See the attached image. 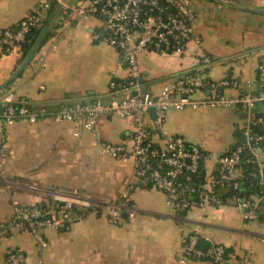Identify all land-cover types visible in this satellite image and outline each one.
<instances>
[{"label":"crops","instance_id":"0c3cea01","mask_svg":"<svg viewBox=\"0 0 264 264\" xmlns=\"http://www.w3.org/2000/svg\"><path fill=\"white\" fill-rule=\"evenodd\" d=\"M44 1L0 0V36ZM64 1L76 6L90 0ZM188 2L196 15L195 39L183 54H141L143 87L157 95L207 55L214 60L206 70L208 79H233L237 87L221 93L234 97L256 80L264 55V0ZM57 7L44 18L51 37L7 87L21 67V52L20 48L6 52L0 42V99L12 92L36 110L53 112L62 105L107 99L110 84L126 79L120 53L105 42L103 18L81 19L58 3ZM219 123L229 126L225 145L220 151L204 149ZM246 126L247 116L238 109L171 111L165 123L169 134L185 138L206 154L205 179L216 174L220 157L244 142ZM132 133L131 120L111 116L99 121L96 133L79 122L19 121L9 126L5 137L0 136V226L6 229L0 236V264H8L7 255L13 251L24 254L25 264H212L182 255L183 233L165 195L138 183L134 162L104 153V144L127 143ZM258 154L264 164V148ZM31 185L81 193L97 206L68 227L30 235L16 227L14 215L16 203L33 207L44 202L30 191ZM124 191L130 194L132 210L124 212L120 222L110 223L106 207L121 202ZM198 202L195 199L186 219L200 240L229 249L241 264H264L263 220L246 221L236 200L206 208Z\"/></svg>","mask_w":264,"mask_h":264},{"label":"built area","instance_id":"2783aa9c","mask_svg":"<svg viewBox=\"0 0 264 264\" xmlns=\"http://www.w3.org/2000/svg\"><path fill=\"white\" fill-rule=\"evenodd\" d=\"M52 1L81 19L96 15L103 18L105 42L120 53L127 77L110 84L107 99L62 105L53 112L31 108L29 102L9 92L0 99V136L5 137L6 129L19 121L29 124L45 120L79 122L86 131L96 133L99 121L104 117L131 120L133 133L129 142L104 144V153L117 160H132L138 183L165 195L172 218L183 233L182 255L186 259L207 258L212 264H241L232 256L230 262H226L225 248L221 245L213 243L205 251L197 249L200 238L190 229L186 213L196 198L192 178L199 173L206 154L185 138L169 134L165 123L169 112L188 109H238L247 116L244 142L219 158L216 174L205 179L198 205L202 208L220 206L213 190L237 187L240 166L247 157L246 163L255 168L259 177L262 198L236 199V202L246 221L257 219L259 213H264L261 204L264 164L258 154L264 148V115H255L258 108H264V55H260L256 80L241 87L234 97L221 93L224 89L237 87L233 79H208L206 70L214 60L207 55L201 56L192 71L165 85L159 94L146 91L141 80L140 55L146 52L183 54L195 39L196 15L188 0H90L76 6L68 5L64 0H46L18 23V29H6L1 33L0 42L6 52L20 48L31 29L41 26ZM207 91L211 95L206 96ZM15 104L20 107L16 108ZM151 110H154V117L150 115ZM29 189L47 204L44 211L24 209L15 204V225L30 235L51 227H68L76 217L86 216L97 206L81 193L38 185H31ZM106 208L109 222H120L122 214L132 210L129 192L124 191L121 202L109 203ZM5 233L6 229L0 226V236ZM25 260L20 252L7 255L8 264H25Z\"/></svg>","mask_w":264,"mask_h":264},{"label":"trees","instance_id":"16d2710c","mask_svg":"<svg viewBox=\"0 0 264 264\" xmlns=\"http://www.w3.org/2000/svg\"><path fill=\"white\" fill-rule=\"evenodd\" d=\"M57 3L55 1H52L50 9L47 11L53 12L56 10ZM46 13V14H47ZM49 24V21L44 20L40 27H34L31 29V31L27 34L24 42L20 44V52H21V58L19 60L18 66H21L25 59L27 58L30 51L34 48L36 42L39 40V47L43 46L46 41L51 37V28L48 30L46 29ZM11 30L18 29V24L12 28ZM71 105V104H67ZM16 108L20 107L19 104L14 105ZM31 108H34L33 105L30 104ZM35 109V108H34ZM256 116L264 115V108L260 107L255 112ZM246 158L244 157V161L242 162L240 166V174L237 179L238 186L234 187L233 185L230 188L227 189H220L216 188L213 190V194L217 196V198L220 200L221 204L227 203V201H235L236 199L241 200H253L254 198H262L261 192L262 187L259 185V177L256 175L255 168L250 165L249 163H246ZM204 170H203V164L200 166L199 173L195 176H193V187L196 189V195L195 199H197L200 195V192L203 191V185L205 183L204 176H203ZM197 201V200H196ZM261 204L264 205V198L261 200ZM194 205V202L192 206ZM24 209H40L45 210L47 209L46 202L39 203L33 207H24ZM258 218L260 220L264 221V213H259ZM231 254L232 251L225 248L224 253V260L226 262H230L231 260ZM203 260H208L207 258H202ZM209 261V260H208Z\"/></svg>","mask_w":264,"mask_h":264},{"label":"rangeland","instance_id":"374dc122","mask_svg":"<svg viewBox=\"0 0 264 264\" xmlns=\"http://www.w3.org/2000/svg\"><path fill=\"white\" fill-rule=\"evenodd\" d=\"M229 126L226 123H219L215 125V130L211 131L210 138L203 143L202 147L210 151H220L228 136Z\"/></svg>","mask_w":264,"mask_h":264},{"label":"water","instance_id":"95a60500","mask_svg":"<svg viewBox=\"0 0 264 264\" xmlns=\"http://www.w3.org/2000/svg\"><path fill=\"white\" fill-rule=\"evenodd\" d=\"M40 49L39 47V40L36 42L34 48L30 51V53L28 54L27 58L25 59L24 63L21 65V67L18 69V71L14 74V76L12 77V79H10V81L4 86L7 87L11 82H13L15 79H17L22 72L24 71V69L27 67V65L30 63V61L32 60L33 56L35 55V53L38 52V50ZM150 115L152 117H154V110L150 111ZM245 139L243 138L242 141H244ZM209 243L203 240H200L197 244V249L201 250V251H205L208 247Z\"/></svg>","mask_w":264,"mask_h":264}]
</instances>
